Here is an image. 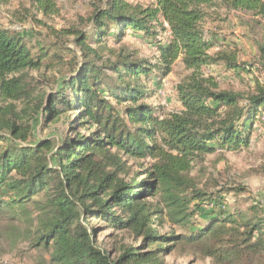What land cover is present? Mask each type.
I'll use <instances>...</instances> for the list:
<instances>
[{
  "label": "trees",
  "instance_id": "1",
  "mask_svg": "<svg viewBox=\"0 0 264 264\" xmlns=\"http://www.w3.org/2000/svg\"><path fill=\"white\" fill-rule=\"evenodd\" d=\"M34 5L43 15L57 13L52 0ZM91 11L88 34L77 28L56 34L73 37L79 61L45 102L34 96L29 72L61 59V47L29 46L0 28V222L24 224V239L46 253L49 264H164L180 245L201 249L213 264L264 259L263 209L230 213L191 176L207 155L247 149L264 117V89L244 97L219 90L202 74L213 65L233 77L255 70L238 61L229 42L206 31L229 15L252 36L255 71H264V0H151L147 6L96 0ZM127 33L150 41L154 64L122 52L113 62L104 59L108 36L119 43ZM177 62L187 72L175 88L179 110L165 113L146 101ZM17 102L27 104L20 113ZM36 115L52 133L66 126L56 145L27 144ZM129 160L151 163L129 177ZM94 219L139 245H119L111 255L97 243ZM167 227L184 233L161 234Z\"/></svg>",
  "mask_w": 264,
  "mask_h": 264
},
{
  "label": "rangeland",
  "instance_id": "2",
  "mask_svg": "<svg viewBox=\"0 0 264 264\" xmlns=\"http://www.w3.org/2000/svg\"><path fill=\"white\" fill-rule=\"evenodd\" d=\"M57 8V13L43 15L35 9L34 0H9L7 4H0V28L24 37L29 46L51 47L59 44L61 59L53 60L47 67L38 72H29L30 78L36 86L34 96L43 97L44 102L49 96L59 92L64 79L68 78L77 64L78 50L71 42L73 37L60 40L56 35L61 30L77 28L88 34L91 25L87 16L92 12V2L96 0H52ZM130 4L147 6L151 0H127ZM223 12H218L220 15ZM222 15V14H221ZM206 31L221 42H229L228 48L236 51L239 62L251 64L256 70V49L253 38L246 27L241 26L233 15H229L227 22L218 21L207 24ZM105 51L101 52L104 59L110 58L113 62L118 53H130L136 60L156 62L157 53L150 41L132 33L117 43L108 36ZM225 47V46H224ZM92 48H97L92 45ZM218 47L211 51L215 54ZM112 51L113 55L108 53ZM252 74L241 73L233 77L226 73L221 65H213L202 71L204 77L214 80L221 91H232L243 94L244 97L255 96L259 89H264V71H255ZM187 75L180 62L173 67L172 73L161 80L154 89V96L146 101L150 106L160 107L165 113L177 112L179 102L175 95V88ZM151 86V85H150ZM149 86V87H150ZM151 88V87H150ZM157 88V89H156ZM153 90V88H152ZM109 103L116 111L118 106L112 99ZM27 104L15 103L16 110L20 113ZM43 110V108L41 109ZM24 116V115H23ZM28 119L24 116V121ZM28 126L30 137L27 144L33 145L38 141L49 140L54 145L61 139L65 125H59L57 133H52L40 115L30 116ZM5 145L8 146L6 142ZM151 161H128L130 166L129 177L150 165ZM191 176L199 188L207 190L216 198L223 199L226 210L230 213L247 211L251 206L259 205L264 212V117L260 119L247 149L239 152H217L207 155L198 163H194ZM263 217V216H262ZM91 226L97 230V243L113 255L114 248L119 245L137 246L136 241L127 233L114 232L108 225L94 219ZM26 226L18 222L7 220L0 222V264H49L48 255L42 251L29 247L25 238ZM183 234L178 227H167L161 234ZM8 234V235H7ZM7 235V237H5ZM15 236L16 242L11 241ZM171 245V244H170ZM211 258L206 257L201 249L195 247L178 246L169 255L164 257V264H213ZM256 264H264V259L257 260Z\"/></svg>",
  "mask_w": 264,
  "mask_h": 264
}]
</instances>
